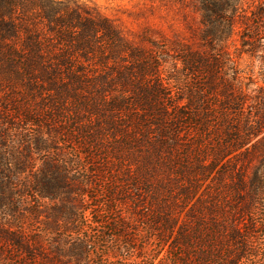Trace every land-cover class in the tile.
I'll return each mask as SVG.
<instances>
[{"label":"rangeland","instance_id":"1","mask_svg":"<svg viewBox=\"0 0 264 264\" xmlns=\"http://www.w3.org/2000/svg\"><path fill=\"white\" fill-rule=\"evenodd\" d=\"M77 1L106 17L129 48L118 65L108 62L104 70H94L103 71L94 74L106 90L96 102L100 116H108L104 111L110 112L112 101L120 108L117 118L96 123L87 107L76 108L71 93L60 95L69 102L58 103L41 81L27 86L20 63L0 60V264H113L117 259L106 255V246L115 248L119 233L134 243L131 253L115 248L119 258L132 254L130 264L168 262L163 220L155 223L157 209L146 191V153L119 147L117 137L120 126L128 130L139 122L128 117L142 109L125 87L124 78L135 73L132 54H143L140 59L152 62L164 82L180 89L181 147L189 148L198 138L219 149L218 163L197 174H208L199 193L206 187L216 193L215 220L227 215L240 221L245 216L238 209L255 201L248 221H256L258 231L248 236L250 253L240 264H264V0ZM118 66L120 73H128L122 83ZM208 77L215 103L209 107L210 95H197L207 91L200 83ZM236 90L245 102L243 112L221 110L223 99L232 101ZM78 94L91 105L92 95ZM191 117L199 122L191 124ZM110 123L115 131L108 130ZM242 136L249 142L229 152L225 142ZM192 162L188 154L181 165L189 176ZM219 171L223 174L217 176ZM94 235H104V242L94 244ZM221 252L224 258V248Z\"/></svg>","mask_w":264,"mask_h":264},{"label":"trees","instance_id":"2","mask_svg":"<svg viewBox=\"0 0 264 264\" xmlns=\"http://www.w3.org/2000/svg\"><path fill=\"white\" fill-rule=\"evenodd\" d=\"M127 49L111 22L88 4L77 0H0V60L9 64L20 63L21 76L27 79V86L33 88L31 82L41 81L42 87L47 85L48 91L55 92L58 103L69 102L64 96L71 93L73 101L77 102L76 108L87 107L90 116L95 117L96 120H90L88 124L94 120L98 123L102 118L106 122L108 118H117L120 107L114 101L109 104L110 112L104 111L108 116L102 113L100 116L96 102L106 90L102 88V82H98L102 80L101 76L94 74L103 71L94 70L101 67L104 70L108 62L118 65ZM139 55L132 54L136 64L131 71L135 73H120L121 67L118 66L119 82L122 83L123 75L127 73L125 87L135 94L134 103L142 106V109L137 111L139 114L133 112L139 118L132 112L128 117L139 122L128 130H121L120 126L117 137L121 139L119 147H135L138 149L135 151L146 153L144 158L149 173L148 183L145 182L148 185L146 191L151 192L148 194L157 209L153 216L155 223L158 218L162 219L166 232L164 236L158 233L157 238L163 236L162 244L169 241L165 250L168 255L166 264H240L244 255L250 253L248 236L258 231L257 222L248 221L252 210L257 208L255 201L246 210L238 209L237 213L241 217L245 216L240 221L235 222L237 217L227 220V215L222 222L215 220L216 193L209 192L207 187L199 193L201 181L208 174L200 178L197 174L201 173V169H204L203 173L210 172L207 166L211 168L215 162L218 163L219 149L215 150L210 143L202 144L198 138L192 141L189 148L181 147V130L185 122L179 103L180 89H172L168 82H164L160 70L150 61L144 63L140 59L144 55ZM112 73L117 74V71L112 69ZM91 75L94 77L90 80ZM130 77L134 80L131 82L134 86L129 83ZM202 84L207 87V91H196L197 95H210L206 104L208 107L215 105L214 96L209 93L211 78L201 82V87ZM79 92L92 95L91 105L89 98L81 97ZM220 93L224 95L222 91ZM230 96L232 101L225 102L226 99H223L221 110L226 108L236 114L243 112L245 102L240 99L241 93L236 90ZM207 109L216 110L213 107ZM207 109L203 112L206 113ZM190 120L191 124L199 122L198 118L191 117ZM112 125H108V130L113 128ZM248 142L247 136H242L237 140L229 138L225 143L229 144V152H233ZM188 154L194 160L188 167L192 173L190 176L186 172L187 166H181ZM222 174L219 171L217 176ZM229 177L232 180L231 174ZM238 182L242 180L238 178ZM246 222L247 226L242 231ZM157 226L155 229H159ZM115 237L118 238L115 248L121 247L126 253L132 252L134 243L131 238L124 233L116 234ZM91 239L97 245L104 242V235H94ZM115 248L106 246V255L110 253L117 259L113 264H130L128 257L132 254L119 258ZM223 248L224 258L221 257L222 252L219 253Z\"/></svg>","mask_w":264,"mask_h":264}]
</instances>
